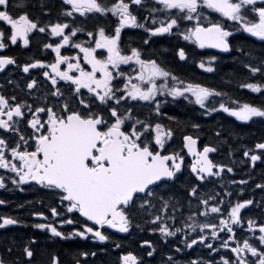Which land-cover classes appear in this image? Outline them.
Returning <instances> with one entry per match:
<instances>
[{
    "label": "snow or ice",
    "instance_id": "obj_1",
    "mask_svg": "<svg viewBox=\"0 0 264 264\" xmlns=\"http://www.w3.org/2000/svg\"><path fill=\"white\" fill-rule=\"evenodd\" d=\"M27 9V0L14 4L0 0V72L14 66L24 73L23 86H16L28 97L0 93V170L4 173L0 188L7 187L8 179L21 191L24 185H38L57 198L48 206L52 222H36L32 227L46 231L48 239L56 242L112 241L120 249L107 230L131 235L135 225L141 231L159 233L164 244L177 237L162 264H180L177 256L186 257L184 264H264V216L257 222L243 215L253 206L264 214V198H241L243 188L235 200L230 190L204 192L209 178L233 173V168L210 158L218 151L215 145L199 149V137L190 134L183 135L179 152L171 150L173 129L154 119L162 115L161 106L167 102L159 97L183 98L198 105L203 115L225 113L242 124L264 120V105L231 97L225 103L222 97L227 93L186 81L165 67L155 52L145 54L157 42L155 38L170 36L201 50L239 53L246 58L241 68L247 75L238 87L264 96V0H60L55 20L47 5L40 4L43 21ZM140 10L147 15L138 16ZM125 29H142L143 47L125 46ZM34 34L41 35L47 59L33 57L18 63L3 54L18 42L28 48ZM81 35L86 39H80ZM248 38L260 42L258 52L235 43ZM175 55L179 61L188 60L183 46L177 47ZM206 55L207 63L200 59L196 66L212 73L218 57ZM257 76V82H248ZM143 107L149 114L142 118L137 109ZM191 127L199 130L201 125ZM214 135L223 140L221 130ZM241 147L246 158L241 163L252 168L257 161L264 164V138ZM184 149L193 157L187 166L181 154ZM230 184L247 185L248 181L232 179ZM255 188L264 193V182ZM185 210L186 218L178 219L177 213L184 217ZM31 215L49 220L44 212ZM197 217L204 221L198 222ZM21 223L16 217L0 215V229ZM37 243L35 238L24 243L15 264H35ZM200 245L219 255V260L190 258L186 250ZM139 247L147 257L157 252L151 240H142ZM220 248L230 255L221 254ZM96 255L81 251L71 264H90L87 258ZM118 262L145 264L133 251L122 252ZM0 264L7 262L0 258ZM50 264L62 262L52 255Z\"/></svg>",
    "mask_w": 264,
    "mask_h": 264
},
{
    "label": "flooded vegetation",
    "instance_id": "obj_2",
    "mask_svg": "<svg viewBox=\"0 0 264 264\" xmlns=\"http://www.w3.org/2000/svg\"><path fill=\"white\" fill-rule=\"evenodd\" d=\"M11 3H18L19 0H10ZM60 0H27L28 11L34 18H39L42 21L46 18L42 17L40 4L45 3L48 10L51 12V19L55 20L57 12L59 9ZM35 5V7H33ZM13 11H16L13 8ZM143 12V15H147L146 11L140 10L137 11L139 16ZM142 29H125L122 33L125 46H142L141 37L143 36ZM80 39H86L84 36H80ZM157 42L152 46L151 50L147 51L145 54L151 56L153 52L157 54L158 59L164 64L165 67L174 71L176 74L183 73V79L186 81L190 80V62L179 61L178 57L175 55L177 47L183 46V43L180 39L175 36L155 38ZM254 39V38H253ZM42 39L40 34H34L31 44L28 48L22 46H10L4 50L3 54H8L17 59L18 63H23L26 60H29L33 57H38L42 59L48 58V53L44 52L41 48ZM63 51V50H62ZM65 54H74L73 52H66ZM126 67V66H123ZM220 70V75L222 74ZM247 72L240 71L239 76L236 81L244 80L246 78ZM25 76L19 69L14 66H9L4 72H0V93L6 95H17L19 98L28 99L20 87L16 85L19 84L23 86ZM223 80V75L219 78ZM11 80L13 83L9 84L8 81ZM248 82H251L249 80ZM43 85H39L38 89H42ZM216 90L227 92H244L247 93V99L250 97V103L254 105H264V96L260 94L251 93L247 89H241L237 86L224 87L216 86ZM29 102L32 101L29 99ZM170 104H175L174 102H166ZM161 106L162 114L165 112V105ZM182 104L183 115L188 117V105L190 103L187 100L178 101L176 104ZM229 103V102H228ZM243 103V102H242ZM168 112H172L171 109ZM173 112L171 115H174ZM180 116L181 112H176ZM157 119L164 118L161 116L156 117ZM190 118V117H189ZM213 121V120H211ZM216 122V130H221L223 133V140H220L215 137L214 133L208 134V130L205 126V119L202 120L204 127H200L202 143H200V148L202 149L204 144L215 145L218 148V151L210 154L216 163H224L233 168V173H222L220 178L211 177L209 182L202 189L204 192L211 193H223L225 190H230L233 193L231 199L235 200L237 193L240 188L244 189L243 197L241 198H252L256 201H261L264 198V193L260 189L255 188L256 183L264 182V164L260 161H257L255 168L250 167L247 163H241L242 160H246L243 157V147L241 146H252L258 139L264 138V120L256 118L254 122H249L248 124H242L239 121H235V118L227 116L225 113H216L214 119ZM165 123H163L164 125ZM166 127H171L175 133L173 139L169 141L171 150L180 151L182 148V137L189 132V122L188 128L180 129L179 126H175L172 123V120L167 119ZM224 126V128H223ZM226 126V127H225ZM227 126L230 127L231 132H229ZM226 141V142H225ZM202 144V145H201ZM231 149L232 155H228L229 150ZM185 156V165H190L193 159H190L184 149L181 153ZM0 174H4L3 170H0ZM188 170L185 169V176H188ZM11 175V174H8ZM183 179V177H182ZM235 180H247V185H232L230 181ZM6 188H0V200H5L6 204L0 205V215H9L16 217L22 221L21 224L15 226H9L5 229H0V258H3L7 264H15L20 259L21 248L24 243L29 239L35 238L38 243L35 248L36 255L34 257L35 264H50V257L55 255L59 257L62 264H71L72 258L75 255H78L81 251H95L97 253L96 257L89 256L87 259L90 264H119L118 257L119 255L126 250L125 248V237L126 234L115 233L113 230L108 229L107 231L112 233V239L116 243L121 244L120 249H116L112 241L100 244L99 242L89 241H70V242H56L54 240L48 239L49 234L46 231H41L32 227V224L36 222H52L50 212L48 211V206L57 202L52 194L47 190L41 189L38 185H24L23 191L11 184V181L6 179ZM225 203L228 201V197H225ZM23 205V207H21ZM193 208H195V202L193 203ZM32 212H44L46 216L49 217L48 221H40L38 218L31 215ZM243 215L246 217H252L256 219L257 222L260 221L261 217L264 216L259 210V208L253 206L252 211L245 210ZM187 216V211L185 210L184 217L180 216V213H177L178 219H185ZM58 219V218H57ZM198 222H203L204 217H197ZM139 223L147 229V225H144L143 220H139ZM58 228L60 227L59 223L55 224ZM65 228L70 226L65 225ZM246 227V224H245ZM131 233H150L147 230L141 231L139 228L134 227ZM223 235V234H221ZM239 235V231H238ZM244 235H248L244 233ZM118 242H117V241ZM151 241L155 244L156 248L164 246V242L159 238V233H153ZM218 244L219 242H215ZM175 237L169 238V243L167 246H170L171 250L175 247ZM182 247V245H180ZM12 247L13 252L8 253L7 248ZM140 251L142 250L139 248ZM207 249L202 245L195 247L194 250H187L189 253H199L205 252ZM209 251V250H208ZM219 252L221 254L230 255L228 250L220 248ZM216 260H219V255L216 254ZM148 259V257H147ZM145 264L146 263V260ZM184 264V262L182 263Z\"/></svg>",
    "mask_w": 264,
    "mask_h": 264
},
{
    "label": "trees",
    "instance_id": "obj_3",
    "mask_svg": "<svg viewBox=\"0 0 264 264\" xmlns=\"http://www.w3.org/2000/svg\"><path fill=\"white\" fill-rule=\"evenodd\" d=\"M242 45H244L247 48H254L257 52L260 50V47H261L260 44L256 45V44H252V43H246V44H242ZM202 55L207 56L206 53H203ZM223 59L225 60V62L222 61V64H226L229 66L228 68L225 69V71L223 73V80H219V79H217V77L212 78V79L199 77L198 81H201V82L213 81V82H215L216 86H224V87L237 86L239 83V79L237 80V82H235V81H236L237 77L239 76V72L244 71V70H240L239 67L233 66V62H234L233 56L224 57ZM190 73L194 74L195 69L191 67ZM229 81H231V83H229ZM227 94L229 96L233 97V99L234 98L239 99L240 96H247V93H244V92H227ZM180 112H181L180 116H178L176 114V112L174 115H172V117H175V120H172V123L175 124V126H179L180 129H185L186 127L188 128V122H189V134H192V135L194 134L196 137H198V135H200V132L196 129H193L191 127V124L192 123H199L201 125V127L203 128L204 123L202 122V114H200V112L194 107L189 109L190 115H188V117L186 115H183L182 108L180 109ZM176 121H179L180 123H176ZM205 126L208 129V130H206V133L211 134V133L215 132V128L210 127L209 125H207V123L205 124ZM223 128H224V126H223ZM227 128L230 129L229 126H227ZM228 131L231 132V129ZM133 248H131L130 251H133Z\"/></svg>",
    "mask_w": 264,
    "mask_h": 264
},
{
    "label": "bare ground",
    "instance_id": "obj_4",
    "mask_svg": "<svg viewBox=\"0 0 264 264\" xmlns=\"http://www.w3.org/2000/svg\"><path fill=\"white\" fill-rule=\"evenodd\" d=\"M230 97L229 95H225L224 97H222V99L224 100L225 103H228L230 102ZM221 98V97H219ZM233 99V97H231ZM234 99H237V98H234ZM240 103L242 102H247V96H240L239 99H237ZM205 119L203 116H202V120ZM205 123H206V119H205Z\"/></svg>",
    "mask_w": 264,
    "mask_h": 264
},
{
    "label": "rangeland",
    "instance_id": "obj_5",
    "mask_svg": "<svg viewBox=\"0 0 264 264\" xmlns=\"http://www.w3.org/2000/svg\"><path fill=\"white\" fill-rule=\"evenodd\" d=\"M167 99H169V100H172V98L171 97H168ZM180 99V98H179ZM179 99H177L176 101H178ZM221 99V98H220ZM217 107H218V105H217Z\"/></svg>",
    "mask_w": 264,
    "mask_h": 264
},
{
    "label": "water",
    "instance_id": "obj_6",
    "mask_svg": "<svg viewBox=\"0 0 264 264\" xmlns=\"http://www.w3.org/2000/svg\"><path fill=\"white\" fill-rule=\"evenodd\" d=\"M212 50H215V49H212Z\"/></svg>",
    "mask_w": 264,
    "mask_h": 264
}]
</instances>
